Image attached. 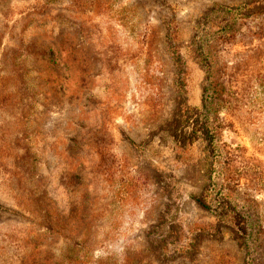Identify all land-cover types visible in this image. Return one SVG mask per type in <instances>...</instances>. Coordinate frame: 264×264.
Returning <instances> with one entry per match:
<instances>
[{"label": "rangeland", "instance_id": "1", "mask_svg": "<svg viewBox=\"0 0 264 264\" xmlns=\"http://www.w3.org/2000/svg\"><path fill=\"white\" fill-rule=\"evenodd\" d=\"M0 264H264V0H0Z\"/></svg>", "mask_w": 264, "mask_h": 264}, {"label": "trees", "instance_id": "2", "mask_svg": "<svg viewBox=\"0 0 264 264\" xmlns=\"http://www.w3.org/2000/svg\"><path fill=\"white\" fill-rule=\"evenodd\" d=\"M225 42L229 40L224 37ZM241 62H236L239 65ZM221 68L211 70L208 77V85L205 88V107L212 108L216 113L220 112V108H227L232 104L233 100H238V95L236 90H234L237 84V76L240 68H235V66H229L228 63L221 64ZM231 68V69H230ZM212 69V68H211ZM220 107V108H219ZM210 133V132H208ZM212 135V134H210ZM240 171L236 170L235 175L239 172L248 170L252 174L257 175L259 170L254 168V166H249L247 163H243ZM240 175H237V177ZM236 178V176H235ZM198 202L205 208H210V206L203 201L202 198H197Z\"/></svg>", "mask_w": 264, "mask_h": 264}]
</instances>
